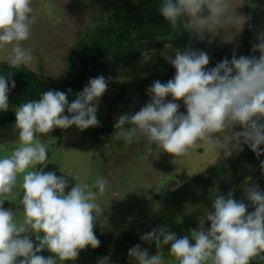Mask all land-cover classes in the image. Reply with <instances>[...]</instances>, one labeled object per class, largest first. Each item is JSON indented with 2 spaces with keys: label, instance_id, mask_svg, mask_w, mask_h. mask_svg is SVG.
<instances>
[{
  "label": "clouds",
  "instance_id": "obj_1",
  "mask_svg": "<svg viewBox=\"0 0 264 264\" xmlns=\"http://www.w3.org/2000/svg\"><path fill=\"white\" fill-rule=\"evenodd\" d=\"M246 2L255 7L250 0L238 5L233 0H163L160 15L175 36L189 34L190 44L183 50L165 44L162 54L175 69L174 77L166 83L154 81L146 89V104L114 123L112 139L141 142L146 152L159 149L174 160L188 157L201 144L207 152L223 153L225 159L242 152L243 145L257 158L264 155V33L257 34L258 43L252 47L259 57L233 53L230 60L225 58L210 69L208 54L191 47L193 37L210 44L221 30L222 42H231L233 34L228 30L239 33L250 19L237 12ZM108 19L105 16V23ZM36 22L32 0H0V49L11 45L6 56L10 68L32 62V51L23 42ZM12 75H0V112L10 108L9 93L16 87ZM107 87L106 78L98 76L71 103L70 89L47 90L39 99L12 107L18 143L10 154L0 155V264H63L75 261L89 246H100L94 229L104 212L98 197L107 194L108 181L97 177L89 185L80 182L76 173L65 176L36 168L48 159L49 146L40 136L57 128L75 126L84 131L100 125L97 110ZM169 96L172 99L166 101ZM178 101L186 114L179 111ZM237 126L242 130L235 131ZM261 170L264 173V161ZM242 187L247 204L231 190L217 195L190 235L178 238L167 226L155 227L140 237L155 244V254L136 244L128 250L129 259L135 264H167L164 248L170 245L167 253L175 264L264 261V190L248 181ZM5 202L20 208L5 207ZM206 221L210 227H205ZM45 251L50 254L43 255ZM98 264H110V258H100Z\"/></svg>",
  "mask_w": 264,
  "mask_h": 264
},
{
  "label": "rangeland",
  "instance_id": "obj_2",
  "mask_svg": "<svg viewBox=\"0 0 264 264\" xmlns=\"http://www.w3.org/2000/svg\"><path fill=\"white\" fill-rule=\"evenodd\" d=\"M119 1L121 0H32L37 22L32 26L30 38L23 42V47L31 49L34 60H37L41 54L54 52L53 44L63 37L65 30L72 24H76L84 31L80 34L104 27L107 30L114 24L112 11ZM127 1L139 9H143L148 3V0ZM105 16L109 18L107 23ZM258 19V28L261 30V26L264 27V13ZM10 50L11 45L6 49H0V58H3L2 61L5 63ZM164 51L165 45L134 60L131 66L124 70H121L120 66H113L107 71L97 70L89 73L88 78L103 76L115 78L117 82L114 89L108 86L100 98L97 110L100 122L98 127H90L84 131L78 130L75 126L66 130L57 128L48 134L51 135V141H47L43 136L39 137L49 146V151H55L51 161L53 163L58 161L70 173L79 174L82 183L95 174L93 170L88 172L87 169V162L92 155L99 164L101 159L110 161V170L115 172L117 177L120 192L118 199H121L122 205L132 207L128 209L119 207L120 228L139 235L156 223L177 180L183 181L193 175L194 171L202 172L204 168L215 163H224L227 171L216 180L217 187H223L239 179L264 176L261 170L264 155L255 163L242 160L235 152L230 158L225 159L219 151L207 152L205 146L201 144L188 157L174 160L173 156L160 152L159 149L152 153L146 152L143 144L138 141L124 144L111 138L114 142L113 147L111 149L104 147L109 135L112 136L114 132V123L117 119L121 115L139 111L146 104L149 99L146 89L156 80L166 83L174 77L175 69L170 74L166 69L156 67L158 61L164 59L162 54ZM167 55L174 58V52L171 50H168ZM171 99L169 96L166 101ZM178 103L181 105L179 111L186 114L183 102ZM241 130L239 126L235 128V131ZM63 134L69 135V139H64ZM61 140L71 142L62 147ZM58 147L60 149L56 151ZM261 149H264V145H261ZM156 197L159 199H155Z\"/></svg>",
  "mask_w": 264,
  "mask_h": 264
},
{
  "label": "trees",
  "instance_id": "obj_3",
  "mask_svg": "<svg viewBox=\"0 0 264 264\" xmlns=\"http://www.w3.org/2000/svg\"><path fill=\"white\" fill-rule=\"evenodd\" d=\"M255 7H250L249 3L244 4L245 15L250 19L245 24L243 38L239 46H229L219 44L216 41L208 43L199 41L195 37L191 39V47L205 51L210 57L208 68H213L223 59H231L233 53L238 57L240 55L251 56L248 41L253 23V15L258 10L262 0H250ZM163 0H148L143 9L135 7L127 0L119 1L113 8L112 17L114 24L107 30L90 37L84 45V41L93 31L79 34V40L72 50L69 58V68L65 79L56 83L42 75L32 72L25 66L19 68H10L7 63L0 62V75L7 76L13 73L12 79L16 87L9 93V111L0 112V123L5 126L11 136L15 133V115L11 106L27 102L33 99H39L42 92L47 90H57L67 92L69 89V103L76 98V93L83 90L88 84L87 78L91 71L107 70L113 66H120L121 70L131 66L134 60L151 51L161 49L165 44H170L174 48L183 50L190 44L189 34L174 35L171 26L159 13V7ZM77 62L79 69L77 70ZM157 68H164L172 74L174 68L166 60H160L156 64ZM110 86L114 87L115 82L110 81ZM106 97V96H105ZM106 100V98H105ZM104 100V101H105ZM64 115L70 116L65 111ZM12 139V137H11ZM244 150L238 155L242 160L255 163L258 158L246 145ZM227 166L224 163H215L197 174V180L208 190H222L243 179L231 182L223 187L216 186V180L226 173ZM44 171H55L57 175L62 173L54 164H47L42 168ZM245 179V178H244ZM75 183V181H72ZM18 208L20 206L18 205ZM95 235L100 240V246L96 249L88 247L94 258L93 264H98V259L107 257L111 244V238L105 237L97 221L94 229Z\"/></svg>",
  "mask_w": 264,
  "mask_h": 264
},
{
  "label": "crops",
  "instance_id": "obj_4",
  "mask_svg": "<svg viewBox=\"0 0 264 264\" xmlns=\"http://www.w3.org/2000/svg\"><path fill=\"white\" fill-rule=\"evenodd\" d=\"M241 0H233L234 5H238ZM238 13H243L245 15L244 5L237 9ZM264 13V0L259 5L258 10L253 15V23L251 25V33L248 41L249 51L259 57V52H252V47L254 44L258 43L256 37L258 33H264V27L261 26V30L258 28V17ZM110 23V22H109ZM109 25V24H108ZM111 26V25H110ZM106 27L99 30H105ZM96 30V29H95ZM238 30V29H237ZM245 30V25L243 29L236 33L234 29H229L228 31L233 34V39L231 42H222L221 37L224 36V30H221V35L216 37L214 41L219 44L229 45V46H239L243 34ZM260 31V32H259ZM84 32L81 30L76 24H72L69 28H67L64 32L62 38H59L53 44L55 48L52 53H44L39 56L37 60L32 59L30 65L28 67L32 72L42 75L56 83H60L65 79V75L69 68L68 58L76 46L79 40V34ZM86 32V31H85ZM147 54V53H146ZM3 58H0V62H3ZM36 61V62H35ZM111 68V67H110ZM108 68V69H110ZM107 69V70H108ZM104 70V71H107ZM89 75V74H88ZM91 78H87L89 81ZM115 78H106L108 80V86L111 89H114L117 85V82L114 80ZM110 81L115 82V86H110ZM14 106V105H13ZM12 109V106H11ZM14 113V112H13ZM15 115V113H14ZM79 130V129H78ZM65 133V131H64ZM12 137V139H11ZM69 135L63 134L64 139H69ZM100 138V135H98ZM47 141H51V135L43 136ZM61 140L62 147L68 145L71 141ZM74 142V140H73ZM18 143V130H15L13 136L7 131L5 126L0 123V155L10 154L11 151L17 146ZM110 145V147L106 149H111L113 147L114 142L111 141V135H109V140L104 143V145ZM58 146V145H57ZM60 147L55 149L59 150ZM223 155V153H222ZM55 156V151L51 150L48 154V159L42 165H37L36 170H41L47 164H54L58 167V169L65 174H70L61 163L58 161H51ZM98 160L94 155H92L87 162L88 172L93 170L95 172L94 176H89L88 180L85 183L91 185L97 177H103L108 181V192L104 196L98 197V203L104 209L102 215H100L97 219L99 222L101 232L105 237L111 238V244L109 248V254L107 257L110 258V264H135L134 261H131L128 257V250L135 246L136 244H140L142 249H148L149 254H155L157 251L154 243H147L141 240V235L151 231L153 228L158 226H167V228L175 232L179 237L184 235H190L189 230L198 228V218L203 217L204 214L210 210L212 199H214L217 195L227 194L230 190L233 191L234 197L238 200H244L247 204L248 201L246 197L243 195V185L248 181V183L258 184L261 190H264V176L263 177H253V178H245L225 189L211 191L206 189L198 180L197 174L199 171H194L193 175L188 178H185L183 181L180 179L175 183L172 191L169 192L168 198L166 199V204L163 207L162 213L156 223L149 227L146 231L139 234H134L132 231L127 232L120 228L119 221V207H126L128 209L131 205H122L121 199H118L120 196V192L118 191L117 185V177L115 172L110 170L111 164L108 160H99L101 164L97 162ZM210 167V166H209ZM102 170H99L101 169ZM208 168V167H207ZM207 168H204L207 169ZM203 170V169H202ZM89 175V174H88ZM148 192L146 191V194ZM118 196V197H117ZM155 199H159L156 197ZM5 207H12L14 210H18V204L12 205L8 202H5ZM135 208V207H133ZM254 210L249 207V211ZM205 227H210V222L205 223ZM32 235V238L35 240V235ZM194 244V241H191ZM170 250V245H166L164 248L165 251V259L167 264H175L174 258L168 255V251ZM47 256L50 253L45 251L42 253ZM94 258L92 256L91 251L87 247L82 250L75 261H67L63 262V264H93ZM59 264V262H58ZM251 264H264V261L254 259Z\"/></svg>",
  "mask_w": 264,
  "mask_h": 264
},
{
  "label": "water",
  "instance_id": "obj_5",
  "mask_svg": "<svg viewBox=\"0 0 264 264\" xmlns=\"http://www.w3.org/2000/svg\"><path fill=\"white\" fill-rule=\"evenodd\" d=\"M98 33H103L105 34L103 31H93L91 34L88 35V37L86 38V40L84 41V45L87 43V41L90 39L91 36L96 35ZM106 35V34H105ZM79 69V62H77V70Z\"/></svg>",
  "mask_w": 264,
  "mask_h": 264
}]
</instances>
